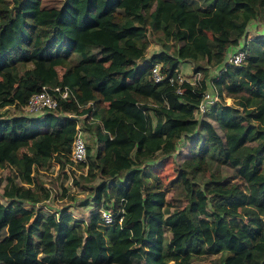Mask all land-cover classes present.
Wrapping results in <instances>:
<instances>
[{"label":"trees","instance_id":"1","mask_svg":"<svg viewBox=\"0 0 264 264\" xmlns=\"http://www.w3.org/2000/svg\"><path fill=\"white\" fill-rule=\"evenodd\" d=\"M263 15L264 0H0V109L21 111L43 87L69 91L43 114L0 111V169H9L0 264H191L211 255L217 264H264V35L244 43L241 65L225 62ZM148 34L162 49L142 61ZM200 60L217 67L218 101L198 119L205 77L170 85L149 74L161 63L175 78L181 62ZM68 114L84 116L93 138L80 176L100 182L74 180L89 192L87 220L68 207H34L50 197L36 173L71 163L77 121ZM181 139L192 143L191 158L170 183L180 181L184 197L168 203L151 165ZM219 154L235 179L195 181L203 160Z\"/></svg>","mask_w":264,"mask_h":264},{"label":"rangeland","instance_id":"2","mask_svg":"<svg viewBox=\"0 0 264 264\" xmlns=\"http://www.w3.org/2000/svg\"><path fill=\"white\" fill-rule=\"evenodd\" d=\"M62 3V0H43L44 7H58ZM264 35V15L262 18L253 20L250 22L246 36L243 38L241 43L243 44L244 39L248 42L249 40ZM148 46L145 51L144 59L147 61L148 58L154 53L162 49L160 42L156 37L148 34L147 36ZM170 45L169 52L172 53L175 50V46L172 41L168 43ZM206 68V64L203 60L194 61H183L178 66L179 75L190 83H196L203 77L207 80L209 92L210 78L215 77L217 73V67H208L207 71H196V68ZM63 71L59 68V72ZM205 75V76H204ZM227 104H232V100L229 98L225 99ZM0 111L7 115L13 114H24L26 116H34L39 114H30L24 110L17 111L14 107H6L0 109ZM43 114V112L41 113ZM196 118L201 119L202 115L199 112L195 113ZM80 120L83 119L79 118ZM92 118H89L88 122H93ZM84 140L86 145L93 146V138L89 132L82 126ZM192 143L181 139L177 145L176 150L169 156H162L158 158L152 166L153 171L156 173L157 182L161 189L166 192V199L168 203H173L177 199L184 197V191L180 181L173 184L170 180L173 179L179 169L184 168V163L191 158L190 147ZM94 152V150H92ZM9 169H0V202L5 203L6 200L3 198V186L4 178L8 174ZM86 169L82 165H74L67 162L63 168H59L55 161L51 162V165L46 170H39L36 173L37 179L43 183V185L49 189L50 197L48 200L42 201L35 205V208H40L46 212L56 214V211L62 207H68L67 211L73 215L74 218L87 220L89 214L94 211L92 205L83 206L82 203L89 198V192L82 189L74 184V180L79 181L83 186H92L100 182V178L97 177L91 182L84 181L80 176ZM236 173L233 168L224 164L222 156L219 154L214 158L206 157L203 160L201 170L195 174L194 180L199 182L201 185L208 181H215L218 183H226L234 180ZM217 255L203 256L200 258H194L191 264H217ZM26 264H33L29 262Z\"/></svg>","mask_w":264,"mask_h":264},{"label":"built area","instance_id":"3","mask_svg":"<svg viewBox=\"0 0 264 264\" xmlns=\"http://www.w3.org/2000/svg\"><path fill=\"white\" fill-rule=\"evenodd\" d=\"M246 56L245 44L240 43L232 52H230L226 59V65L239 66L242 64ZM177 72L176 77L169 76L161 71V63H155L151 69L149 78L154 83H160L166 80L170 85L176 83L180 85L185 81ZM68 89L66 87H54L46 88L43 87L42 90L38 93L31 95L23 107L22 110L30 114H41L46 110L55 109L58 104V99H68ZM176 92H180V89L177 88ZM218 101L217 96L213 92L208 90L204 91L201 102L198 104L196 112H199L201 115L214 103ZM70 117H75L73 114H68ZM84 118V116L75 117L77 123L75 127V135L71 145L69 159L74 165H82L86 163V143L84 140V135L82 131V124L79 118ZM85 168V167H84ZM86 169V168H85ZM85 173V171H84ZM100 218L101 222L105 225H109L113 221V215L110 210L100 209ZM121 218L119 219V222Z\"/></svg>","mask_w":264,"mask_h":264},{"label":"crops","instance_id":"4","mask_svg":"<svg viewBox=\"0 0 264 264\" xmlns=\"http://www.w3.org/2000/svg\"><path fill=\"white\" fill-rule=\"evenodd\" d=\"M242 40H243V39H242ZM242 40H240L239 44L241 43ZM243 43H247L246 39H244V42H243ZM238 46H239V45H238ZM234 49H235V47L230 48V49H229V52H232ZM216 74H217V73H216Z\"/></svg>","mask_w":264,"mask_h":264}]
</instances>
